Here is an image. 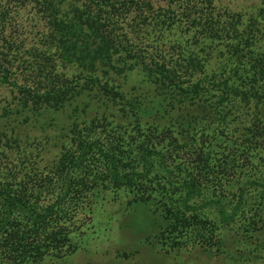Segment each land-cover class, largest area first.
Returning a JSON list of instances; mask_svg holds the SVG:
<instances>
[{
  "label": "trees",
  "instance_id": "1",
  "mask_svg": "<svg viewBox=\"0 0 264 264\" xmlns=\"http://www.w3.org/2000/svg\"><path fill=\"white\" fill-rule=\"evenodd\" d=\"M139 207L166 255L264 264V0H0V264Z\"/></svg>",
  "mask_w": 264,
  "mask_h": 264
},
{
  "label": "rangeland",
  "instance_id": "2",
  "mask_svg": "<svg viewBox=\"0 0 264 264\" xmlns=\"http://www.w3.org/2000/svg\"><path fill=\"white\" fill-rule=\"evenodd\" d=\"M152 218L147 208L139 207L126 218L112 219L105 237L87 239V247L81 254L59 264H186L193 259L182 251L166 255L157 246L146 244L144 241L155 229ZM86 221L84 227L92 223L90 219ZM116 251H127L130 257H116Z\"/></svg>",
  "mask_w": 264,
  "mask_h": 264
}]
</instances>
